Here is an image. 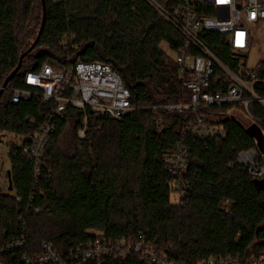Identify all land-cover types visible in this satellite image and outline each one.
Masks as SVG:
<instances>
[{
  "label": "trees",
  "instance_id": "16d2710c",
  "mask_svg": "<svg viewBox=\"0 0 264 264\" xmlns=\"http://www.w3.org/2000/svg\"><path fill=\"white\" fill-rule=\"evenodd\" d=\"M155 1L172 8L182 0ZM45 3L38 39L43 0H0V90L25 54L21 70L0 98V129L15 137L9 142L10 168L0 182V264H26L25 258L42 254L44 244L66 258L99 237L111 242L144 238L174 264L218 258L246 262L264 255V176L252 177L237 161L241 152H264V109L250 106L258 120L251 123L228 116L230 106L204 107L198 112L210 125L225 130L226 137L201 139L184 133L194 112L154 109L190 100L176 57L170 56L184 47V41L149 0ZM204 40L226 65L248 60V53L231 48L225 35L208 33ZM163 44H168V52ZM78 62L111 66L130 91L133 110L116 120L89 107L68 105L55 121L37 176L23 148L54 103L33 96L13 104V91L26 88L25 74L42 64L64 70ZM258 65L262 67L258 77L264 79V62ZM256 91L264 97V87L258 85ZM159 118L168 123L159 128ZM73 120L76 131L85 129V136L77 140L75 154L65 157L58 145ZM177 137L189 154L184 178L189 188L180 203L171 199L175 177L157 150L162 141L173 147ZM35 209L38 214H33ZM21 241V246L7 251L9 243ZM87 264L148 261L131 255Z\"/></svg>",
  "mask_w": 264,
  "mask_h": 264
},
{
  "label": "built area",
  "instance_id": "2783aa9c",
  "mask_svg": "<svg viewBox=\"0 0 264 264\" xmlns=\"http://www.w3.org/2000/svg\"><path fill=\"white\" fill-rule=\"evenodd\" d=\"M149 3L183 38L184 47L176 54V61L184 76V87L191 95L187 103L154 109L179 114L191 110L196 114L195 119L184 133L189 132L201 139H223L227 135L222 128L210 125L208 118L198 112L204 107L230 106L227 115L231 118L257 122L250 106L258 104L264 109V97L256 91L258 85L264 87V79L258 77L262 67L257 65L255 69H250L248 60H239L233 66L226 65L209 47L204 36L208 33L225 35L231 48L248 53L252 42L250 26L264 21V2L182 0L172 8H165L155 0H149ZM211 11L213 15L205 14ZM163 45L164 51L168 52V44ZM66 49L69 50L67 46ZM217 71L224 75V81ZM24 84L26 88L13 91V104L30 100L33 96H40L45 104L54 103L43 124L28 137L29 145L23 148V152L34 162L37 176L45 160L46 146L56 129L55 121L64 114L68 105L81 110L89 107L93 112L116 120H121L133 110L131 93L120 75L111 66L99 62H78L64 70L42 64L37 70L25 74ZM214 84L218 87L213 88ZM84 122L86 124V119ZM167 123L158 120L157 124L162 127ZM79 133L83 138L85 129ZM157 150L165 155L167 170L175 177L173 190L179 197L176 202L180 203L189 188V183L184 180L189 167L188 150L183 146L181 137L175 139L173 147L168 141L160 142ZM237 161L247 168L252 177L264 176V152H241ZM16 202L20 205L21 198H17ZM38 213L39 209L33 211V214ZM20 221H23L22 217ZM21 244L22 241L9 243L6 249L9 251ZM42 250V254L32 259L25 258L26 264H87L108 258L126 259L131 255H139L148 264H174L165 256H160L144 238L111 242L99 237L71 251L66 258L49 244H44ZM196 264H264V255L252 257L246 262H241L239 258H218Z\"/></svg>",
  "mask_w": 264,
  "mask_h": 264
},
{
  "label": "rangeland",
  "instance_id": "374dc122",
  "mask_svg": "<svg viewBox=\"0 0 264 264\" xmlns=\"http://www.w3.org/2000/svg\"><path fill=\"white\" fill-rule=\"evenodd\" d=\"M250 32L252 35L251 47L248 50V67L255 69L256 66L264 62V21L250 26ZM164 45L162 49L164 50ZM170 56L175 58L176 53L170 52ZM245 121L244 118H241ZM159 122L167 121L166 119L159 118ZM247 121V120H246ZM76 120L70 121L66 127L65 133L61 138L58 149L65 157H71L76 152L77 140L82 138L80 133L76 131ZM161 128L160 126H158ZM85 136V135H84ZM84 138V137H83ZM15 140L14 134L3 131L0 129V182H2V176L5 175L6 171L10 168L9 163V142ZM3 185L5 183H2ZM178 195L172 193L171 199L173 202L178 201Z\"/></svg>",
  "mask_w": 264,
  "mask_h": 264
},
{
  "label": "water",
  "instance_id": "95a60500",
  "mask_svg": "<svg viewBox=\"0 0 264 264\" xmlns=\"http://www.w3.org/2000/svg\"><path fill=\"white\" fill-rule=\"evenodd\" d=\"M43 9H44V15H43V22H42V27H41V31L39 33V36H38V39L42 33V30L44 28V23H45V17H46V3H45V0H43ZM38 39L36 40L35 44L38 42ZM25 57V54L21 57L20 59V63L19 65L17 66V68L12 72V74L6 79V81L4 82L3 84V87L1 88L0 90V98L1 96L3 95V93L5 92V90L7 89L10 81L15 77V75L21 70V67H22V62H23V59ZM7 175H8V178H9V190L11 191L13 189V186H12V181H11V171L9 170L7 172ZM264 228V227H263ZM261 228V229H263Z\"/></svg>",
  "mask_w": 264,
  "mask_h": 264
}]
</instances>
